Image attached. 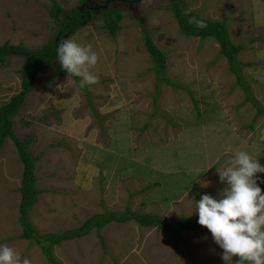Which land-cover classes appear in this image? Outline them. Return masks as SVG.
<instances>
[{"label":"rangeland","instance_id":"1","mask_svg":"<svg viewBox=\"0 0 264 264\" xmlns=\"http://www.w3.org/2000/svg\"><path fill=\"white\" fill-rule=\"evenodd\" d=\"M56 1L78 9L84 0ZM177 1L208 20L226 22L231 39L243 46L238 58L250 63L245 79L264 108V59L257 56L264 51V0ZM172 3L141 0L136 11L126 2L110 3L107 9L119 11L121 19L95 10L74 34L63 35L98 54L91 69L97 84L80 88V78L68 80L57 63L36 70L14 128L40 156V195L29 213L37 231L78 227L94 213L126 206L169 219L197 218L195 200L204 194L219 198L226 182L217 168L238 151L264 166V111L258 114L237 84L219 43L179 32ZM53 7V0H0V44L44 47L58 34ZM145 27L166 52L165 73L176 86L158 77ZM25 60L15 54L0 67V106L20 91L18 70ZM22 173L19 152L7 138L0 150V246L30 264H51L38 244L22 237ZM257 184L264 190V173L257 174ZM222 252L208 229L184 230L180 237L135 221L111 222L101 232L54 246L62 264H225Z\"/></svg>","mask_w":264,"mask_h":264},{"label":"trees","instance_id":"2","mask_svg":"<svg viewBox=\"0 0 264 264\" xmlns=\"http://www.w3.org/2000/svg\"><path fill=\"white\" fill-rule=\"evenodd\" d=\"M169 8L178 21L179 32L181 34L188 37H199L200 39L211 38L219 43L221 46L219 51L220 55L227 57L230 69L236 75L237 84L244 88L248 100L257 106L258 114L263 112L264 108L260 106L258 100L252 95L250 85L244 76V65H249L250 63L243 62L238 58V54L243 46L241 43L234 42L231 39L226 22L208 20L195 12H191L190 15L196 16L197 19H203L207 24L206 28L200 29L187 22L189 17L184 14L185 10L188 9L186 3L182 4L180 1L175 0ZM64 11L65 9L61 7L60 3L54 0V7L51 10V15L53 20L59 26L58 34L56 37L51 38L44 47L40 49H30L27 46L14 45L8 42L0 45V67L6 64L7 59L12 55L26 56L24 65L18 70L22 76L21 90L12 95L7 102L0 106V149L5 140L11 138L17 147L19 157L23 162L22 176L25 178V185L23 184L22 186L23 195L19 204V221L23 227L22 237L30 239L32 242L38 244L51 264H62L61 261L54 256L55 245L66 240L83 237L93 229L101 232L102 228L111 222L126 223L128 221H135L141 226L158 227L167 232L178 234L180 237H182V232L184 230H207V228L198 224V217L194 218L184 215L177 219H169L158 213L132 209L130 206H126L122 210L106 209L104 212L94 213L80 226L62 231L41 232L34 228L29 213L31 207L35 203L37 191H31L28 181L33 185L35 184V170L40 160V156L36 153L34 154L32 150L29 149L28 144L31 140L30 138L20 140L16 135L14 121L15 117L21 111L24 100L35 87L36 70L38 68L51 66L52 64L57 63L58 70L61 73L68 74L62 69L57 60V48L60 40H56V38L58 37L63 40L62 38L64 34L78 28L83 20V12L77 8H72L66 10L67 15L63 16L62 14ZM112 12H115L118 19H121L122 14L119 11L108 9L104 13L111 17L113 14ZM108 26L111 27V33L115 35L118 26L117 22L112 21L108 23ZM144 31L146 47L155 61V70L158 73V77L161 79L163 78L171 85L176 86L177 84L169 79L165 73L167 67L166 52L156 45L148 28L145 27ZM75 78L79 79L78 77ZM158 88H160V82H158Z\"/></svg>","mask_w":264,"mask_h":264},{"label":"clouds","instance_id":"3","mask_svg":"<svg viewBox=\"0 0 264 264\" xmlns=\"http://www.w3.org/2000/svg\"><path fill=\"white\" fill-rule=\"evenodd\" d=\"M90 1L92 0H84L82 6L78 7L83 12V20L95 15L94 11L88 12L82 8ZM107 8L108 6L106 8L99 6L95 10H101L104 13L108 10ZM193 11L192 8L185 10L184 14L189 17L187 22L200 29L206 28L207 24L203 19L190 15ZM108 17L110 16L107 15ZM83 20L78 28L68 31L66 35L74 34L79 30L84 23ZM65 36L63 40L57 37L60 40L57 60L62 69L68 73V80L71 77L80 78V88L97 84L98 77L91 69L98 63V54L92 50L91 45L82 46L72 38L65 39ZM257 56L264 59V51L257 53ZM58 90L63 91L61 86ZM37 167L35 184L28 181L31 191H37L34 204L37 203L40 195ZM217 172L220 182H226V187L220 192L219 198L204 194L198 201L195 200L198 224L209 230L212 239L223 250L222 259L225 264H233L234 257L238 258L235 264H264V190L257 184V174L264 173V166L257 159H253L247 151H238L228 161V165L217 168ZM23 184L25 185V178L22 176L19 186L20 201L23 195ZM0 264H30V262L27 259L21 260L13 248L4 245L0 246Z\"/></svg>","mask_w":264,"mask_h":264},{"label":"flooded vegetation","instance_id":"4","mask_svg":"<svg viewBox=\"0 0 264 264\" xmlns=\"http://www.w3.org/2000/svg\"><path fill=\"white\" fill-rule=\"evenodd\" d=\"M141 0H112L110 3H112V4H116V3H121V2H126L127 3V5L129 6V7H131V8H133L134 9V11H136V3L137 2H140ZM173 0H171V2H172ZM102 4H104V3H100V4H98L97 3V0H92V1H90V3H86V5H85V7H82V8H85V10L86 11H88V12H92V11H94L95 12V9H96V7H99L100 6V8H101V5ZM109 7V6H108Z\"/></svg>","mask_w":264,"mask_h":264},{"label":"water","instance_id":"5","mask_svg":"<svg viewBox=\"0 0 264 264\" xmlns=\"http://www.w3.org/2000/svg\"><path fill=\"white\" fill-rule=\"evenodd\" d=\"M111 1H112V0H107L105 4H102V5H101V7H102V8H106V7L110 4ZM98 8H99V7H98Z\"/></svg>","mask_w":264,"mask_h":264}]
</instances>
